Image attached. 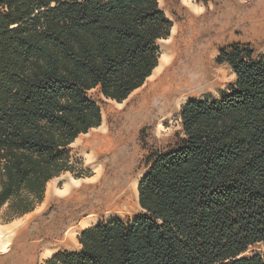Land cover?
<instances>
[{"label": "trees", "instance_id": "trees-1", "mask_svg": "<svg viewBox=\"0 0 264 264\" xmlns=\"http://www.w3.org/2000/svg\"><path fill=\"white\" fill-rule=\"evenodd\" d=\"M172 27L159 0H0V221L64 173L92 176L71 148L102 123L89 91L125 101ZM216 61L235 80L182 105L175 145L146 158L141 212L86 227L45 264H264V53L235 42Z\"/></svg>", "mask_w": 264, "mask_h": 264}, {"label": "rangeland", "instance_id": "rangeland-1", "mask_svg": "<svg viewBox=\"0 0 264 264\" xmlns=\"http://www.w3.org/2000/svg\"><path fill=\"white\" fill-rule=\"evenodd\" d=\"M159 2L173 22L172 30L175 27L168 38L159 41L161 55L175 40L188 43L190 50L173 71L176 76L186 78L192 86L181 87L180 91H184L185 95L177 96L178 94H173L175 90H165L159 93L160 97L158 94L151 95L150 113L146 119H143V111L137 113L136 110L139 112L142 96L149 89V86H146L149 81L121 103L106 98L97 88L89 91L90 98L101 108L102 127L81 134L71 148L72 154L83 160L85 167L91 169L92 176L77 178L73 173H64L48 183L44 201L33 212L9 223L0 221V241L11 243L7 250L0 248V264H45V261L57 252L78 251L81 248L78 235L86 227L112 218L126 220L140 213L138 184L147 169L146 158L152 151L167 150L175 145L178 133L182 131V105L192 98L217 97L235 80L230 66L217 63L219 49L240 42L250 45L258 54L264 53V0ZM197 55L204 62L196 64ZM179 99L181 101L177 103ZM117 155L122 158H116ZM120 159L128 166V170L122 169L118 174L119 179H125L130 186L128 202L124 209L110 216L101 215L89 226L81 225L82 218L79 216L68 227L74 230L71 240L52 243L44 246L45 248L41 246L32 260H20L19 257L27 245L26 229L49 221L53 215L62 216L59 202L67 195L61 192L64 184L74 182V179L79 180L78 187L83 188L86 193L87 187L94 185L102 174L115 164V160ZM75 201L76 199H72L67 203L72 206ZM91 206V202H86L82 204V210ZM68 228L67 225L63 226L62 233ZM261 250L262 245L252 246L247 255Z\"/></svg>", "mask_w": 264, "mask_h": 264}, {"label": "bare ground", "instance_id": "bare-ground-1", "mask_svg": "<svg viewBox=\"0 0 264 264\" xmlns=\"http://www.w3.org/2000/svg\"><path fill=\"white\" fill-rule=\"evenodd\" d=\"M189 50V44L182 43L181 40L178 39L162 53L158 67L147 80L149 83L146 86H149V89L142 96L139 112L136 110L137 113L143 111V119H146L150 113L149 98L151 95L158 94L160 97L161 94L159 93L165 90L171 92L175 90L173 94H178L177 96L185 95L184 91H180L181 87L186 85L187 87L192 86L186 78L179 77V75L176 76L173 71L179 66L180 62L184 60ZM196 58V64H201V61L204 62L198 55ZM180 101L181 99H179L177 103H180ZM119 156L120 155H117L116 158H122ZM122 169L128 170V166L125 165L121 159L119 161L115 160V164L109 168V171H105L94 185L87 187L86 193L83 188L78 187V184H80L79 180L74 179V182L65 183L64 189L61 190V192L67 195L59 202L62 216H57V214L53 215L49 221H45L36 227L29 226L26 229L27 245L19 257L20 260H25L27 258L32 260L41 246L44 247L52 243H62L66 240H71L74 230L68 227L72 225L79 216L82 218L81 225L89 226L101 215L110 216L123 210L128 202L130 186L127 185L125 179L122 181L119 179L118 174ZM72 199H76V201L70 206L67 202ZM86 202H91L92 206L88 208L89 210H82V204L84 205ZM87 211L89 212L87 213ZM65 225H67L68 229L62 233L61 228ZM10 244L9 241H0V248H2V250H7Z\"/></svg>", "mask_w": 264, "mask_h": 264}]
</instances>
